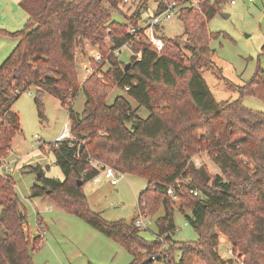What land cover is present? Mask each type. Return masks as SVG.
<instances>
[{
  "label": "trees",
  "instance_id": "trees-1",
  "mask_svg": "<svg viewBox=\"0 0 264 264\" xmlns=\"http://www.w3.org/2000/svg\"><path fill=\"white\" fill-rule=\"evenodd\" d=\"M148 1L143 0L144 7ZM223 1L227 2L202 0L201 11L182 6L178 12L182 35L162 34L159 51L142 37L132 39L128 28L112 19L110 10L119 9L122 0H20L27 13L23 27L12 32L0 29V34L17 39L0 65V167L12 139L21 131L19 116L12 110L18 98L33 89L40 118L44 117V96L58 99L68 110L71 137L55 141L51 150L64 179L46 177L39 165L27 167L28 172H38L30 197L56 203L120 243L132 256L129 264L154 255L162 239L170 258L158 255L150 264H264V113L241 101L245 95L264 101V67L258 66L238 86L239 98L233 101H217L202 76L210 62V40L215 37L207 25L222 11ZM130 17L131 25L138 27L139 15ZM106 38L109 48L104 46ZM130 39L134 54L125 70L126 62L112 50ZM80 41L99 44L101 56L91 61L92 71L82 81L75 61ZM105 61L110 67L103 72ZM113 85L125 89L126 95L119 94L108 104ZM80 89L86 99L77 113L72 101ZM127 96L147 108L148 116H139ZM202 152L220 173L209 175L205 166L196 167L193 158ZM94 162L147 181L138 197L139 211L150 214L160 205L164 208L155 220V240L140 236L135 219L108 221L89 208L82 188L100 172ZM186 179L195 183L198 196L188 188L186 194L180 192L176 181ZM169 186L179 197L193 198L189 207L182 206L189 211H179L196 231L195 241L172 238L176 226ZM0 206V264H34L32 253L43 245V236L30 237L24 231L26 213L15 181L2 169ZM219 233L232 249L230 258L218 252Z\"/></svg>",
  "mask_w": 264,
  "mask_h": 264
},
{
  "label": "rangeland",
  "instance_id": "rangeland-1",
  "mask_svg": "<svg viewBox=\"0 0 264 264\" xmlns=\"http://www.w3.org/2000/svg\"><path fill=\"white\" fill-rule=\"evenodd\" d=\"M155 4L156 0H149L144 7L143 0H134L131 4L120 3L119 9L110 11L112 19L129 29L130 16L139 15V23L142 24L153 13ZM224 13L228 14V17H225ZM207 26L209 31L215 33V37L210 40L212 53L202 76L217 101L236 100L239 98L238 86L249 80L258 66L264 67V54H261V46L264 44V0H235L234 4H230L228 0L222 11L217 12ZM161 32L171 38L182 35L183 24L178 14L162 24ZM12 42L11 36L0 34V51L6 49ZM110 45L109 39L106 38L105 48H109ZM183 49L184 55L189 56L190 52ZM99 52V44L92 45L87 41H80L76 45L75 61L80 81L91 73V61L98 60ZM132 54H134L132 48L127 45H123L117 52L119 59L126 63H129ZM109 67L110 64L105 61L101 71L105 72ZM119 94L126 95L125 89L113 85L106 102L111 104ZM127 98L139 116H148L147 108L140 106L134 99L128 96ZM85 99V94L80 89L72 101V109L81 113ZM241 101L244 106L264 113V101L258 97L245 95ZM43 105L44 117L40 118L34 103L33 89L23 93L13 104L12 110L19 116L21 131L12 139L10 152L1 160L2 168L0 167L3 173L10 174L15 181L16 194L26 213L24 231L30 237L37 234L43 236V245L32 253L33 263L129 264L132 256L120 243L108 238L91 227L83 218L56 203L42 197H30V187L37 182L38 172H28L27 167L39 165L46 177L64 179L51 146L65 133V129H69L68 110L49 94L44 96ZM67 137H71L70 132L65 135V138ZM193 161L196 167L205 166L209 175L220 173V168L206 152L196 155ZM146 185L147 181L144 178L128 173H123L118 184L112 185L100 173L97 182L93 179L88 180L82 189L89 208L99 212L105 220L131 221L140 218V213L145 215L140 236L146 241H153L158 231L155 220L164 214V208L160 205L150 214L139 211L138 197ZM176 185L183 195L186 194L188 186L196 188L199 192L195 183L189 180ZM170 197L176 226V231L172 234L173 240L195 241L198 235L181 213L189 211L183 210L182 206L189 207L193 198L181 195ZM20 209L22 210L21 207ZM213 230L217 231V228ZM220 236L221 233L218 235L219 243L222 240ZM167 247L162 239L154 255L163 256L168 260L171 253ZM229 248L228 243L221 242L218 252L223 258H230ZM174 256L177 258L179 253L175 251Z\"/></svg>",
  "mask_w": 264,
  "mask_h": 264
},
{
  "label": "built area",
  "instance_id": "built-area-1",
  "mask_svg": "<svg viewBox=\"0 0 264 264\" xmlns=\"http://www.w3.org/2000/svg\"><path fill=\"white\" fill-rule=\"evenodd\" d=\"M134 0H122L123 4H131ZM201 1L202 0H156V7L153 9V13L145 19V21L141 24L139 23V26H133L131 25L128 29V33L131 35L132 39L137 40L139 38H144L146 42L151 44L153 47H155L158 51L161 50L163 46V39H162V24L168 20H170L175 14H178L179 9L182 6H188L192 7L198 11H201ZM210 3H213L215 0H207ZM228 1V0H227ZM251 1V0H249ZM226 2L223 1L222 4H225ZM230 4H234L235 0H229ZM132 39L128 40L124 45L129 46L132 48ZM121 48V47H120ZM120 48L115 49L114 52L117 54V52L120 50ZM136 57H140V52H137ZM101 56L99 53H97V59L100 60ZM68 134L67 132L63 133L60 138H58L56 141L61 140L65 138V135ZM94 165L99 167L101 175L105 179L109 181L110 184L116 185L118 184L119 180L123 177V173L111 166H108L106 164H102L99 162H94ZM99 174H97L93 181L97 182L99 180ZM188 180V179H186ZM181 180H177L176 183L179 184ZM189 192L192 193L194 196H198L199 192L196 188L192 186H188ZM167 193L169 195H172L176 197V192L174 187L169 186L167 189ZM140 218L135 219V224L137 227L142 228L144 226L143 224V217L145 215H142L140 213ZM229 254L232 256L233 252L232 249L229 248L228 250ZM158 255H152L150 258L153 261H156Z\"/></svg>",
  "mask_w": 264,
  "mask_h": 264
},
{
  "label": "crops",
  "instance_id": "crops-1",
  "mask_svg": "<svg viewBox=\"0 0 264 264\" xmlns=\"http://www.w3.org/2000/svg\"><path fill=\"white\" fill-rule=\"evenodd\" d=\"M19 1L20 0H0V29L1 30L12 32V31L19 30L23 27V24L25 23L27 19V13L20 7ZM155 7H156V4L154 5V8ZM1 37H4V36H1ZM12 41L13 42L6 49L0 51V63L4 61V59L10 54V52L13 50L14 46L16 45L17 39L12 37ZM68 130L65 129V132L69 133ZM36 198H41V197H36ZM221 237H222V240H220V243L221 242L228 243L224 235L220 236V238Z\"/></svg>",
  "mask_w": 264,
  "mask_h": 264
},
{
  "label": "water",
  "instance_id": "water-1",
  "mask_svg": "<svg viewBox=\"0 0 264 264\" xmlns=\"http://www.w3.org/2000/svg\"><path fill=\"white\" fill-rule=\"evenodd\" d=\"M223 15L225 17H228V14H226V13H224ZM129 65H130V63H126L125 70L128 69ZM81 184H82V181L81 180L77 181V185H81ZM150 263H151V258L148 257V258L144 259L143 261H141L139 263H136V264H150Z\"/></svg>",
  "mask_w": 264,
  "mask_h": 264
}]
</instances>
